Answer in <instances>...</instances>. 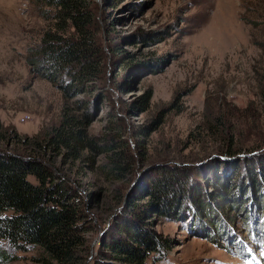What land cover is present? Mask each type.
<instances>
[{
  "label": "rangeland",
  "instance_id": "1",
  "mask_svg": "<svg viewBox=\"0 0 264 264\" xmlns=\"http://www.w3.org/2000/svg\"><path fill=\"white\" fill-rule=\"evenodd\" d=\"M90 2L98 22L89 42L97 54L91 95L51 82L29 59L51 29L47 0H0V148L24 153L28 139L58 125L64 111L80 114L99 145L83 150L92 161L56 158L93 192L83 264H124L106 244L129 212L161 239L146 264H264L261 209L254 211L258 231L249 235L248 208L232 201L264 170V0ZM107 145L125 164L110 178L98 169ZM173 165L188 180L182 219L147 205L149 181L163 174L171 180ZM192 196L209 215L218 210L214 231L196 214L190 218ZM13 253L0 264H40L36 249Z\"/></svg>",
  "mask_w": 264,
  "mask_h": 264
},
{
  "label": "trees",
  "instance_id": "2",
  "mask_svg": "<svg viewBox=\"0 0 264 264\" xmlns=\"http://www.w3.org/2000/svg\"><path fill=\"white\" fill-rule=\"evenodd\" d=\"M47 2L53 8L51 29L42 35L29 59L42 69L41 72L51 82H60L72 92L82 91L91 95L96 50L89 42L98 23L93 5L90 0ZM78 105L86 107L87 102L81 100ZM216 123H221L220 118H216ZM85 128L86 123L79 113L64 111L58 125L52 126L43 135L39 132L28 139L24 153L0 148V263L17 257L13 251L36 249L40 264H83L80 248L85 243L84 230L89 227H85L84 223L91 220L89 212L92 205L88 197L93 192L85 188L82 179L70 174L71 170H62L60 164H74L84 158L92 161L83 150L99 145L87 135ZM100 150L108 157L98 166L99 172L106 178L118 176L125 168L120 150L112 145L100 147ZM226 152L231 154L235 150L229 145ZM58 156L60 164L57 163ZM172 168L171 180L163 174L149 181L147 205L154 206L161 214L182 219L187 211L184 214L181 212L183 206L180 202L183 195L188 196L184 193L188 180L186 177L183 179L184 169L180 165H173ZM247 170L253 174L249 166ZM258 177L253 176L244 190L239 188L238 192L243 194L236 195L232 200L236 203L235 207L244 205L248 208V212L243 209L242 213L247 219L246 228L256 222V209L259 212L261 209L264 214V170H260ZM236 186L238 188L240 183ZM218 195L222 197L225 193ZM248 196L250 199H247ZM193 198L189 200L193 216L196 214L197 220L214 231L218 227L212 224V215L218 210L212 209L213 213L209 215L205 203L196 196ZM137 216L133 212L126 213L106 244L113 258L124 264H146L151 254L162 249L161 239L143 225L142 217ZM229 238L237 241L236 235ZM4 241L10 249L4 247Z\"/></svg>",
  "mask_w": 264,
  "mask_h": 264
}]
</instances>
